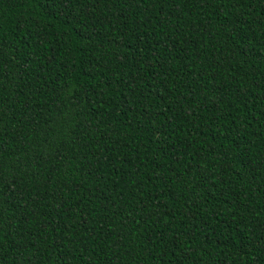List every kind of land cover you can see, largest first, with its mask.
Returning <instances> with one entry per match:
<instances>
[{"label":"trees","instance_id":"obj_1","mask_svg":"<svg viewBox=\"0 0 264 264\" xmlns=\"http://www.w3.org/2000/svg\"><path fill=\"white\" fill-rule=\"evenodd\" d=\"M0 264H264V0H0Z\"/></svg>","mask_w":264,"mask_h":264}]
</instances>
